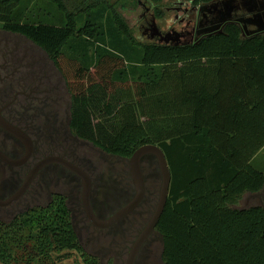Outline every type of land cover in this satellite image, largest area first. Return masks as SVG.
I'll return each instance as SVG.
<instances>
[{
    "label": "trees",
    "instance_id": "16d2710c",
    "mask_svg": "<svg viewBox=\"0 0 264 264\" xmlns=\"http://www.w3.org/2000/svg\"><path fill=\"white\" fill-rule=\"evenodd\" d=\"M45 1L65 26L13 23L20 0H0L2 31L38 47L62 75L77 137L127 159L144 145L164 152L171 183L156 226L163 264H264V205L235 208L264 186V169L251 164L264 148V33L244 38L231 24L196 44L165 46L138 41L108 0ZM155 67H162L157 75ZM96 90L132 92L133 100L116 112L107 102L99 109ZM96 111L121 118L94 126ZM64 251L82 250L61 204L0 221L3 264H61L68 256L51 255Z\"/></svg>",
    "mask_w": 264,
    "mask_h": 264
},
{
    "label": "flooded vegetation",
    "instance_id": "af4514ba",
    "mask_svg": "<svg viewBox=\"0 0 264 264\" xmlns=\"http://www.w3.org/2000/svg\"><path fill=\"white\" fill-rule=\"evenodd\" d=\"M146 3L150 20L144 17L141 36L149 43L196 44L231 24L244 38L264 33V0ZM0 33L20 39L14 48L0 40V218L11 221L31 209L61 204L81 256L92 248L99 264L104 259L105 264H163L156 227L144 235L158 198L153 158L141 162L143 196L129 209L137 193L128 159L77 137L71 128L69 92L54 64L25 38ZM21 40L30 46H18ZM85 178L90 186L87 203ZM246 197L264 205V186Z\"/></svg>",
    "mask_w": 264,
    "mask_h": 264
},
{
    "label": "rangeland",
    "instance_id": "374dc122",
    "mask_svg": "<svg viewBox=\"0 0 264 264\" xmlns=\"http://www.w3.org/2000/svg\"><path fill=\"white\" fill-rule=\"evenodd\" d=\"M110 4L117 5V12L125 19L127 24L130 26L134 33V37L140 41V42H148V39L142 38V32L144 28H146V25H144V17L145 20H150V15H148L146 12V8H148V5L145 0H108ZM13 23H22V24H35V25H51V26H65L66 20L64 15L58 10L57 6L51 2L45 1V0H20V3L15 10V13L12 17ZM83 25V21L78 23V26L81 27ZM2 31V27L0 25V32ZM16 36H10L9 34L6 35L5 33H0V40H5L8 42V47L14 48L15 44L17 45V42L20 41V39H15ZM22 41V40H21ZM71 41V40H70ZM19 44L20 47H28L30 46L28 43ZM108 43V41H107ZM69 46L74 45V40L72 39L71 42L68 43ZM102 47H107V45H102ZM88 52L87 56L91 59L94 53L95 47L88 46ZM66 50V47L64 48V51ZM67 53H69V50H66ZM178 68H187L188 65H180L177 66ZM162 67H155L154 73L157 75L161 72ZM143 69V68H140ZM173 73L177 72V70L173 69ZM139 73H135V77L138 78ZM130 78H133V76H130ZM97 96L101 98V102L99 103L98 107L99 109L103 108L104 103H110L112 106V109L114 112L120 109V106L124 102H132V92H121L114 96L109 95H102L100 91L96 90L94 92ZM106 116L104 112H98L91 113L90 117L92 120V124L94 126H97V124H104L106 126H109L106 124L105 119ZM111 118V117H110ZM120 116L117 115L116 117L109 119L108 124L116 123L118 120H120ZM251 164L254 165V167H258L261 169H264V148L257 154V156L252 160ZM258 202L254 199H249L248 197L242 198V200L235 206L237 209H243L251 206L257 205ZM1 222H9L6 218L1 219ZM85 243V242H84ZM96 252L94 249H89L85 253V256H81V252L79 251H64L62 253H53L51 256L56 259L58 257L68 256L66 259H64L61 264H86L85 261H94L95 264H99L100 260L97 258V256H92L93 253ZM92 254V255H91ZM8 256H14V253L8 254ZM12 261V260H10ZM106 259L103 260V264H105ZM0 264L1 263L0 261ZM11 264H16V262H13Z\"/></svg>",
    "mask_w": 264,
    "mask_h": 264
},
{
    "label": "water",
    "instance_id": "95a60500",
    "mask_svg": "<svg viewBox=\"0 0 264 264\" xmlns=\"http://www.w3.org/2000/svg\"><path fill=\"white\" fill-rule=\"evenodd\" d=\"M223 1H227V0H221V2ZM146 157H152L155 162L158 172L159 189H158L157 203L152 218L149 221L146 230L144 231V235H148V233H150L157 226L168 200L169 188L171 183V173L169 170L167 159L161 148L155 145L141 146L132 154L130 159H128L130 175L137 193L136 198L133 201V203L130 205L129 209L135 206L143 196L144 185H143V176L141 171V162ZM84 191H85L84 195L87 203V199L89 198V193H90V186L86 178L84 180ZM7 203L9 202H6L3 205H6Z\"/></svg>",
    "mask_w": 264,
    "mask_h": 264
}]
</instances>
